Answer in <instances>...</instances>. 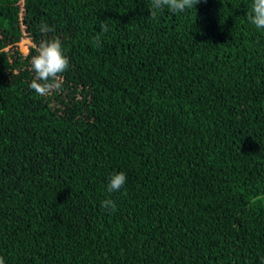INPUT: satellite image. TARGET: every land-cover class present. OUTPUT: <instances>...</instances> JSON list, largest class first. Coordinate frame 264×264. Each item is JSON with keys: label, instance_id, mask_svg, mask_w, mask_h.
<instances>
[{"label": "trees", "instance_id": "16d2710c", "mask_svg": "<svg viewBox=\"0 0 264 264\" xmlns=\"http://www.w3.org/2000/svg\"><path fill=\"white\" fill-rule=\"evenodd\" d=\"M251 4L152 18L150 0H0L5 264H264V29ZM25 36L60 38L59 91L29 87L35 48L13 50Z\"/></svg>", "mask_w": 264, "mask_h": 264}, {"label": "clouds", "instance_id": "9594fccd", "mask_svg": "<svg viewBox=\"0 0 264 264\" xmlns=\"http://www.w3.org/2000/svg\"><path fill=\"white\" fill-rule=\"evenodd\" d=\"M206 2V0H205ZM201 0H150V16L155 18L158 11L168 8L173 13H182L187 9H194ZM249 21L257 28L264 29V0H252L251 11L247 13ZM42 34L53 32L54 29L46 23L39 26ZM108 31L107 21L100 23V34ZM99 35L96 40L99 43ZM36 55L31 58V66L35 73L29 87L40 96H47L53 91H59L62 87V74L69 66V59L64 55L62 42L59 37L42 40L38 45H33ZM124 172L113 173L108 184V191H119L126 183ZM103 208L115 210L113 201L106 199L101 201ZM0 264H5L0 257Z\"/></svg>", "mask_w": 264, "mask_h": 264}, {"label": "rangeland", "instance_id": "374dc122", "mask_svg": "<svg viewBox=\"0 0 264 264\" xmlns=\"http://www.w3.org/2000/svg\"><path fill=\"white\" fill-rule=\"evenodd\" d=\"M24 29H26V25L23 26ZM26 40V49H22V42H24ZM33 46L32 41L28 38V36H25L22 41H20L18 44H16V46L13 48V50H17L21 52V55L23 56H27L30 52V47Z\"/></svg>", "mask_w": 264, "mask_h": 264}]
</instances>
